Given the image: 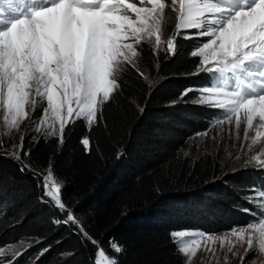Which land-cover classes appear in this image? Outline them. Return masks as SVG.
<instances>
[{
	"label": "snow or ice",
	"instance_id": "1",
	"mask_svg": "<svg viewBox=\"0 0 264 264\" xmlns=\"http://www.w3.org/2000/svg\"><path fill=\"white\" fill-rule=\"evenodd\" d=\"M173 19L174 33L165 39L164 25ZM178 38L201 41L189 53L199 58L190 75L208 77L207 84L186 88L181 99L194 92L192 103L215 113L209 127L190 139L209 138L212 128L229 125V140L234 129L240 152L233 156L223 136L217 141L214 135L210 139L217 151L235 160L242 153L245 166L264 171V0H0V156L16 161L36 181L42 201L63 214L53 224L73 226L81 242L95 248L93 264H121L116 254L126 249L110 240L106 250L86 231L62 198L65 185L51 160L42 171L34 169L25 162L31 151L24 147V136L17 142L11 133L31 118L29 129L43 130L42 138H55L61 146L66 129L71 132L77 121L89 130L105 125V110L123 95L122 76L129 69L150 88L156 82L137 67L143 46H151L156 56L163 51L167 60L178 55ZM3 136L10 141L7 146ZM31 140L38 142L35 136ZM81 144L86 152L92 150L88 137ZM197 148L201 156L210 154L203 144ZM246 200L253 207L243 211L252 220L227 234L170 232L177 252L186 257L184 264H192L205 241L230 244L227 251L240 264H254L251 257L264 254V184L250 188ZM237 243L246 245L245 256L233 251ZM22 254L12 245L0 246V264H16Z\"/></svg>",
	"mask_w": 264,
	"mask_h": 264
},
{
	"label": "trees",
	"instance_id": "2",
	"mask_svg": "<svg viewBox=\"0 0 264 264\" xmlns=\"http://www.w3.org/2000/svg\"><path fill=\"white\" fill-rule=\"evenodd\" d=\"M200 42L178 38V55L167 60L163 51L156 56L151 46H143L139 70L156 82L150 88L129 69L122 76L127 84L123 95L105 110L106 126L89 130L77 121L71 132L66 129L61 146L43 135L26 143L31 155L25 162L42 171L51 160L65 185L62 198L86 231L106 250L110 240L124 246L125 253L116 254L121 264H184L170 232L219 234L252 220L243 209L253 207L246 197L250 188L264 184V171L245 166L242 153L235 160L217 151L210 137L220 125L209 131V138L190 139L215 116L192 103L193 97L181 99L186 88L208 83L206 75H190L199 58L189 53ZM84 137L90 152L81 144ZM207 140L211 143L205 146ZM195 142L210 154L187 151ZM228 146L233 156L240 152L239 144ZM118 153L122 158L117 159ZM41 196L29 173L0 156V246L33 242L16 264H93L95 248L82 243L73 226L53 224L63 214Z\"/></svg>",
	"mask_w": 264,
	"mask_h": 264
},
{
	"label": "rangeland",
	"instance_id": "3",
	"mask_svg": "<svg viewBox=\"0 0 264 264\" xmlns=\"http://www.w3.org/2000/svg\"><path fill=\"white\" fill-rule=\"evenodd\" d=\"M169 16L170 17H175V13L169 12ZM174 33V19L169 21L168 23H166L164 25V38H168L169 36H171ZM163 47V45H162ZM137 67L139 68V64L137 65ZM190 97L195 98L196 93H189L188 94ZM37 117L39 116V112L36 113ZM2 116H3V112L0 111V135H2L3 133V123H2ZM31 119V118H30ZM30 119L29 120H25L19 131H13L11 133L12 136H14L16 138V141L19 142L21 136H24V147L26 149V143L28 141H32L31 137L35 136L36 138L40 137L43 135V130H41V132H35L32 129H29V124H30ZM231 126L229 125H220V130L218 131L219 133L216 134L215 136L218 137L219 139L222 138L225 141L226 144H232L233 141L235 142V144H240L239 140L235 139V135H234V129H233V134H232V139L229 140V129ZM216 128H214L213 130H215ZM27 130V131H26ZM212 130V132H213ZM211 132V133H212ZM243 133H244V126H241L240 129V137L241 140L243 139ZM249 135H251V133H249ZM3 140L5 145L7 146L10 141L8 139L7 136H3ZM211 141L207 140V142L205 143V146L207 144H210ZM201 143L199 142H195L191 145L188 146V148L186 149L187 151H191L192 153H195L197 150V145H200ZM8 151H10V149H8ZM45 199H47L45 197ZM77 220L82 222L81 218L76 216ZM227 232H221L219 234H227ZM33 244V242L31 240H26V241H22V243L16 244V245H12L13 248L15 249V251L17 252H23L25 251L28 247H30ZM230 247V244H224L223 246L221 245V242L218 240L216 244H212L210 241H205L204 244L202 245L201 250L198 252V254L196 255V257L193 259L192 264H240L239 259L233 255L232 252H228L227 248ZM207 248H211L213 251H207ZM246 245H241L239 243H237L235 249L233 250L234 252L239 253V256L243 257L246 255ZM12 249H9V252H11ZM214 253V254H213ZM184 257V256H183ZM225 257L227 258V260H225ZM186 259V257H184V260ZM252 260H254V264H264V254H259L257 252V254L253 257H251Z\"/></svg>",
	"mask_w": 264,
	"mask_h": 264
}]
</instances>
